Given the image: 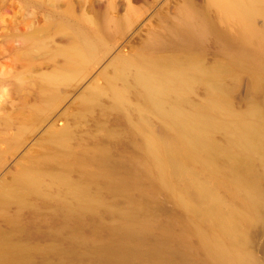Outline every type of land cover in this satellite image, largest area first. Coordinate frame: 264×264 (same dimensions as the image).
<instances>
[{
  "label": "bare ground",
  "instance_id": "6f19581e",
  "mask_svg": "<svg viewBox=\"0 0 264 264\" xmlns=\"http://www.w3.org/2000/svg\"><path fill=\"white\" fill-rule=\"evenodd\" d=\"M258 19L264 20V0H208L205 8L182 11L168 34L155 36L136 58L120 60L105 85L79 103L92 112L104 108L108 95L109 107L127 122L113 136L115 147L132 139L139 155L75 148L67 127L49 133L50 155L31 159L0 184L8 227L0 228V264H36L37 258L42 264H264L253 249L264 229ZM61 29L63 71L44 79L54 89L82 73L108 38L104 28ZM208 43L219 54L213 62L205 60ZM165 46L174 51L160 53ZM244 77L249 105L235 111L232 98ZM198 90L202 100L194 98ZM55 99L50 90L48 103ZM112 196L123 204H112ZM161 196L182 213L162 219ZM43 202L54 204L61 225L54 242L30 244L36 224L29 213ZM107 212L117 217L112 224L102 220Z\"/></svg>",
  "mask_w": 264,
  "mask_h": 264
},
{
  "label": "rangeland",
  "instance_id": "374dc122",
  "mask_svg": "<svg viewBox=\"0 0 264 264\" xmlns=\"http://www.w3.org/2000/svg\"><path fill=\"white\" fill-rule=\"evenodd\" d=\"M207 4L208 0H0V184L12 181L31 159L50 155L48 134L60 127L70 129L75 148H115V156L137 157L140 152L132 139L115 147L113 136L126 129L127 122L109 107L111 98L104 95V108L92 112L81 109L80 98L103 87L120 60L136 58L155 36H166L182 11L199 10ZM258 24L264 29L263 19ZM62 26L104 28L108 38L82 73L54 89L45 86L44 79L63 71L58 48L67 44V37ZM173 51L171 46L159 50L162 54ZM218 57L215 45L208 43L205 60L213 62ZM247 82L244 77L232 98L235 111L249 105ZM50 90L55 91L53 104L47 101ZM194 98L202 100L203 91L198 90ZM109 200L123 204L119 196ZM54 209L52 202H43L29 213L36 225L28 243L47 245L56 240L61 222L53 216ZM178 209L173 199L161 196L158 214L162 219L181 214ZM107 213L102 215L103 222L117 220ZM0 228L8 229L1 209ZM253 249L264 261V229L255 237ZM36 264H42L41 258Z\"/></svg>",
  "mask_w": 264,
  "mask_h": 264
}]
</instances>
